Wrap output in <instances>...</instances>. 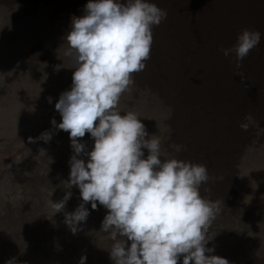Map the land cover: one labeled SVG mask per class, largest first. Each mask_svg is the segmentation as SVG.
Segmentation results:
<instances>
[{
	"label": "clouds",
	"instance_id": "9594fccd",
	"mask_svg": "<svg viewBox=\"0 0 264 264\" xmlns=\"http://www.w3.org/2000/svg\"><path fill=\"white\" fill-rule=\"evenodd\" d=\"M166 16L153 0H86L82 15L72 17L63 37L64 55L73 63L68 66L71 85L54 104L60 120L52 118V127L36 138L50 141L51 129L68 133L73 155L65 182L68 189H79L82 202L65 213V223L75 233L89 215L84 202L107 209L101 228L113 240L108 250L113 264H231L208 244L213 236L207 225L217 206L199 192L209 179L206 166L165 158L161 138L149 135L135 112L118 107L134 83L132 74L146 66L152 27ZM260 39L258 29L244 28L221 52L234 57L239 68ZM252 120L246 114L240 127L247 130ZM86 132L91 148L78 139ZM70 195L67 191L55 201V212ZM86 260L82 254L78 264Z\"/></svg>",
	"mask_w": 264,
	"mask_h": 264
},
{
	"label": "bare ground",
	"instance_id": "6f19581e",
	"mask_svg": "<svg viewBox=\"0 0 264 264\" xmlns=\"http://www.w3.org/2000/svg\"><path fill=\"white\" fill-rule=\"evenodd\" d=\"M29 1L44 5L48 12L58 8L72 17L82 15L86 3V0H0L3 7L0 12L6 13L13 6L25 9ZM153 2L166 10L167 16L152 27L150 56L145 68L133 73L132 78L138 88H145L153 100L157 99L158 107L155 106L156 113L144 109L139 97L135 100L137 110L141 109L138 116L149 135L161 138V147L167 148L165 158L171 155L206 166L209 179L199 187L212 199L208 201L217 206L215 216L217 212L230 213L226 229L241 247L229 249V253L235 254V259L230 258L233 264H264V0ZM4 23L7 24L6 20ZM244 28L258 29L261 39L237 68L234 57H225L221 47L232 45ZM249 113L253 120L244 130L240 124ZM175 145H180L181 150L176 151ZM242 169L253 181L243 197L247 200L232 203L239 194L234 185L238 176L243 177ZM258 171L260 178H256ZM228 185H231L229 193ZM255 185H263V190L253 196L249 188ZM257 204H261L259 211L254 210ZM257 212L260 214L254 215ZM244 213L248 215L242 218L247 220L242 222L238 218ZM73 246L84 251L75 241Z\"/></svg>",
	"mask_w": 264,
	"mask_h": 264
},
{
	"label": "rangeland",
	"instance_id": "374dc122",
	"mask_svg": "<svg viewBox=\"0 0 264 264\" xmlns=\"http://www.w3.org/2000/svg\"><path fill=\"white\" fill-rule=\"evenodd\" d=\"M28 4L31 9L28 5L25 9L13 6L10 12H0V264H78L82 254L87 256L86 264H113L108 253L113 240L109 232L101 228L107 211L102 205L97 202V208L92 209L90 203L84 202L85 207L90 208L86 220L78 222L75 233L66 227L65 213L72 212L82 202L79 189L75 185L68 189L65 182L73 155L68 133L51 129L54 133L50 141L36 138L52 127V118L60 120L54 104L59 94L71 85L72 69L68 66L73 62L64 55L62 43L71 27L72 16L58 8L49 13L36 1ZM149 95L145 88L133 83L122 93L118 107L121 111L135 112L139 107L137 98L141 97L143 108L156 113L158 101ZM48 97L52 98L51 102ZM140 110L137 115L141 114ZM78 139L91 148L92 138L87 132ZM166 149L161 147L163 153ZM257 173L256 178H260L261 171ZM245 174L244 171L243 177L238 176L234 189L239 196L233 197L232 203L247 200L243 197L253 179ZM228 187L231 185L227 190ZM251 189L249 194L254 196L259 191L261 194L263 185ZM67 191L71 195L64 208L55 212V201L62 199ZM199 192L205 199L212 200L200 187ZM260 206L255 205L254 210L259 211ZM235 209L233 207V211ZM219 214L217 212L207 225L208 236H213L208 244L217 255L227 253V259L233 264L235 254L229 252L237 244L226 229L230 213ZM244 214L238 219L248 215ZM255 240L260 241L252 239ZM74 241L84 251L76 249Z\"/></svg>",
	"mask_w": 264,
	"mask_h": 264
}]
</instances>
